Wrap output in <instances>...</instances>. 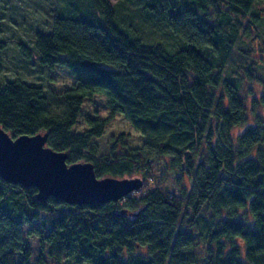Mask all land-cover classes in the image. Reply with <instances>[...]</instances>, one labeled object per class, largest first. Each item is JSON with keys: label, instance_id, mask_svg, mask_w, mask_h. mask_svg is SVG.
<instances>
[{"label": "trees", "instance_id": "1", "mask_svg": "<svg viewBox=\"0 0 264 264\" xmlns=\"http://www.w3.org/2000/svg\"><path fill=\"white\" fill-rule=\"evenodd\" d=\"M260 12L264 0H56L31 47L44 83L6 77L0 56V127L141 186L78 205L0 176V264H27L24 225L36 264H264V77L246 54L226 69L250 25L264 42ZM151 160L180 174V197L143 187Z\"/></svg>", "mask_w": 264, "mask_h": 264}, {"label": "rangeland", "instance_id": "2", "mask_svg": "<svg viewBox=\"0 0 264 264\" xmlns=\"http://www.w3.org/2000/svg\"><path fill=\"white\" fill-rule=\"evenodd\" d=\"M111 3L117 0H109ZM56 0H0V40L3 42V48L0 49V56L5 62V76L12 77L18 75L23 79L44 83L46 70L36 64L37 56L32 50L33 34L36 30H49L51 20V9L54 8ZM258 7V6H257ZM261 13V12H260ZM261 22H264V14L261 13ZM259 23V24H260ZM247 24H249L247 22ZM242 33V32H241ZM23 44L29 49V57H25L20 52L19 44ZM241 54L247 55V60L252 66H255L254 75L264 77V42L262 41V31L260 26L250 25L248 34H242L232 55V59L227 65V71L234 73L241 72V67L246 62L241 59ZM240 55V56H239ZM259 66V67H258ZM250 86L256 84L249 82ZM247 80H243L242 90L248 87ZM246 92V91H244ZM258 112L264 118V108H258ZM149 168L148 182L146 185L158 184L164 186L165 189L176 197L179 194V173L170 169V167L162 161L151 160L147 162ZM140 177V176H133ZM130 177V178H133ZM189 186L188 178L185 179ZM36 226L38 222L34 223ZM27 225L23 226V247L28 248L31 256L27 260V264H36L40 247L38 237L27 233ZM34 228V227H32ZM138 253V249L134 250ZM47 264H88L87 262L75 260L73 258H61L56 260L48 255L44 256ZM21 260V252L15 254L14 262Z\"/></svg>", "mask_w": 264, "mask_h": 264}, {"label": "water", "instance_id": "3", "mask_svg": "<svg viewBox=\"0 0 264 264\" xmlns=\"http://www.w3.org/2000/svg\"><path fill=\"white\" fill-rule=\"evenodd\" d=\"M66 156L46 145V134L12 138L0 127V176L36 187L40 201L49 196L78 205L116 201L141 186L139 178H98L90 162L67 164Z\"/></svg>", "mask_w": 264, "mask_h": 264}]
</instances>
